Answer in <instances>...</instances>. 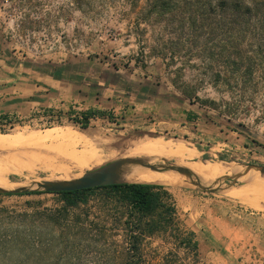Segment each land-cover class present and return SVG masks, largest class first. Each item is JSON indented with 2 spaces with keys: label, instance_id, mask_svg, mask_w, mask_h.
I'll return each mask as SVG.
<instances>
[{
  "label": "rangeland",
  "instance_id": "obj_1",
  "mask_svg": "<svg viewBox=\"0 0 264 264\" xmlns=\"http://www.w3.org/2000/svg\"><path fill=\"white\" fill-rule=\"evenodd\" d=\"M0 64L54 104L0 121V138L16 143L0 146L7 182L0 187V264L122 263L119 245L139 234L123 224L124 208L108 219L105 240L78 235L65 251L74 234L65 239L39 214L64 201L37 183L78 178L132 157L125 152L133 142L166 136L189 144L197 153L192 161L228 167L207 179L176 171V185L160 184L171 194L175 219L167 230L142 236L140 264H264L256 245H225L213 234L228 232L226 222L264 218V195L247 191L252 182L264 186V0H0ZM89 110L95 115L84 127ZM182 110L228 129L227 142L175 126ZM49 129L73 132L72 149L95 148L98 165L80 169L60 160L64 138L35 140ZM4 188L42 193L5 195ZM239 189L261 206L229 196ZM188 231L196 232L198 255L180 243Z\"/></svg>",
  "mask_w": 264,
  "mask_h": 264
},
{
  "label": "trees",
  "instance_id": "obj_2",
  "mask_svg": "<svg viewBox=\"0 0 264 264\" xmlns=\"http://www.w3.org/2000/svg\"><path fill=\"white\" fill-rule=\"evenodd\" d=\"M92 115H95L94 111L83 115L84 127L88 126ZM2 193L32 195L42 193V191L34 189L3 191ZM56 193L61 195L64 204L59 208L47 209L39 214L45 219L56 222L64 238L66 234H74V241L66 243L65 251L69 247H74L78 235L88 237L93 234L96 238L105 240L107 236L105 226H107L108 219L114 213H118V209L126 210L122 213L123 224L131 233L138 232L139 234H134V242L127 240L119 245L120 251H118L123 256V262L120 264H140L142 251L139 244L142 236L155 235L167 230L175 219L176 209L170 203L171 194L165 186L160 184L119 182L107 186ZM90 202L95 203L99 214L92 212ZM92 215L95 218L91 219ZM126 243L128 245H125ZM180 243L198 255L199 242L195 231L186 232L181 237ZM131 251L135 254H131ZM61 257L66 258V256Z\"/></svg>",
  "mask_w": 264,
  "mask_h": 264
},
{
  "label": "bare ground",
  "instance_id": "obj_3",
  "mask_svg": "<svg viewBox=\"0 0 264 264\" xmlns=\"http://www.w3.org/2000/svg\"><path fill=\"white\" fill-rule=\"evenodd\" d=\"M72 133L73 132H68V133H65V131L61 132V131H58V129L57 130L49 129L45 135L43 134V136H41V137L36 136L37 137L36 139L34 137L33 138L35 140H37L38 142L40 141V143L43 141H46V140H52V139L57 140L59 138H61V139L64 138V140H66V143L62 142L63 145H61V143H59L61 146H63L61 153L64 156V158H62L63 156H61V157L59 156V158H61L60 160L67 159V161H69L72 164V166H73V164L75 165L73 167L77 166L80 169L86 168V167L91 168L90 166H92L96 163L98 165L101 158L99 156L98 151L95 148H93L92 146H86L82 150H77L74 148L72 149L73 144L71 145V143H69L67 141L68 139H70V140L73 139ZM78 136H80V135H78ZM78 136L76 135L74 137H76V139H77ZM20 137H23V136L21 135ZM20 137H18L19 140L21 139ZM27 137H23V138H27ZM82 137H84V136H82ZM166 138H167V136H166ZM166 138H163V137L162 138H154L153 137V138H145V139H141V140H138L136 142H133L131 147L130 148L128 147L129 150H127V152H125L126 153L125 155L132 156L129 158L139 159L142 161V163H132V164H128V165L124 166L123 173H122V179L126 182L176 185L178 183V180H179V175H178L179 173H177L174 169L164 167V165H166V162H168L172 159L175 160L174 165L183 166V167L189 169V171H191V173L193 175L200 176L201 178H204V179L220 176L221 174H225L228 165H226V164L223 165V163H212V162H194L191 159H193L197 155V153L195 151H193L192 147H190L189 144H187L184 140H181V139H166ZM11 139H14V138H11ZM18 139L17 140L15 139V140L19 141ZM31 139H30V141L33 142L34 140H31ZM77 140H79V139H77ZM30 141H28V142L31 143ZM8 142H12V140H9V139L3 138V137L0 138V146L1 147L3 145L5 146L6 144H8ZM19 142H22V141H19ZM14 144H16V143H14ZM10 145L8 144V146H10V147L13 146L12 143H10ZM4 146H3V149H4ZM46 147H47V145H46ZM48 149H50V148H48ZM59 149H61V148H59ZM51 158H52V156H51ZM57 160L55 159V161H57ZM159 161H162V162L161 163H152V162H159ZM62 164L63 163H61V165ZM67 164H66V167H67ZM64 166L65 165H63V167ZM152 166H155L156 169H153ZM68 168H70V167H68ZM62 169L64 170V168H62ZM62 169L59 168V170H62ZM65 169L67 170V168H65ZM53 170H54V168H53ZM29 173H33V171L30 170ZM73 175H75V174H73ZM5 185H7V182L5 180L4 173L0 171V187L5 186ZM250 186L251 187H249L247 189L248 194H249V191L252 190V193L254 194V196L256 195V198H260V199H261V197L263 198L262 195H264V186H262L256 182H252L250 184ZM228 194H229V196L230 195L233 196V198H239L240 200H242L245 203H247L248 205H250V207H259V206H261V204L259 202L263 201V200H260V201L258 200L259 202H256V201L253 202L252 199L251 200L247 199L248 194H246L247 195V197H246V195H244L243 190L240 191V189L239 190H233ZM253 200H254V198H253Z\"/></svg>",
  "mask_w": 264,
  "mask_h": 264
},
{
  "label": "crops",
  "instance_id": "obj_4",
  "mask_svg": "<svg viewBox=\"0 0 264 264\" xmlns=\"http://www.w3.org/2000/svg\"><path fill=\"white\" fill-rule=\"evenodd\" d=\"M38 89L36 84L26 80H17L15 75H11L10 67L0 64V121L5 117L20 114L31 115L39 108L50 111L54 104L50 100L42 98ZM90 111L92 110L84 113L87 114ZM200 115L201 113L195 110H182V112L174 115L176 118H173L172 122L182 129L190 130L193 127L194 131L200 134L201 137L212 140L219 145H222L223 142L226 143L227 141L223 140V137L224 134H227L228 129H222L215 122H206ZM229 132H232V130L229 129ZM236 221L226 222L228 232L218 229L219 232L213 230V234L222 243L225 242V245L229 242L235 246H241L240 244H242L241 247L256 245L257 250L264 255V232L259 225V223L264 224V218H253V223ZM216 238H210L209 242L217 243ZM241 250L244 251V249Z\"/></svg>",
  "mask_w": 264,
  "mask_h": 264
},
{
  "label": "water",
  "instance_id": "obj_5",
  "mask_svg": "<svg viewBox=\"0 0 264 264\" xmlns=\"http://www.w3.org/2000/svg\"><path fill=\"white\" fill-rule=\"evenodd\" d=\"M132 163H142V161L136 158H129V157L121 158L113 162H110L100 168L91 170L75 179L45 180L38 182L37 185L40 189L46 192H63V191H77V190L117 184L119 182H126L122 180L123 168L124 166ZM164 167L174 169L175 171H178L182 174H186L187 176L193 175L191 171H189V169L183 166H176L170 164V165H164ZM152 168L156 169L155 166H152ZM260 170L264 173V167H261ZM24 190H30V189H24ZM1 191L3 192V191H23V190L2 189Z\"/></svg>",
  "mask_w": 264,
  "mask_h": 264
}]
</instances>
